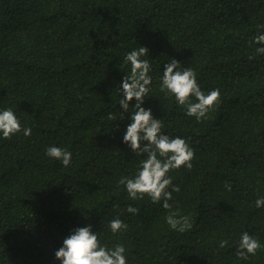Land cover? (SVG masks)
I'll return each mask as SVG.
<instances>
[{
	"label": "trees",
	"instance_id": "trees-1",
	"mask_svg": "<svg viewBox=\"0 0 264 264\" xmlns=\"http://www.w3.org/2000/svg\"><path fill=\"white\" fill-rule=\"evenodd\" d=\"M260 34L264 0H0V112L21 126L10 139L0 133V264H61L55 252L88 225L101 247L125 248L126 264H264ZM140 46L152 81L142 107L194 151L191 169L167 174L180 189L168 210L119 183L146 159L123 142L137 102L124 112L118 89ZM171 59L205 94L220 91L200 122L161 91ZM52 146L71 153L69 166L47 155ZM170 211L191 229H172ZM114 219L127 228L113 234ZM243 233L261 245L247 260L236 254Z\"/></svg>",
	"mask_w": 264,
	"mask_h": 264
},
{
	"label": "clouds",
	"instance_id": "clouds-1",
	"mask_svg": "<svg viewBox=\"0 0 264 264\" xmlns=\"http://www.w3.org/2000/svg\"><path fill=\"white\" fill-rule=\"evenodd\" d=\"M254 42L256 45H264V34L257 35ZM256 52L264 54V46L256 48ZM148 55L149 50L143 46L126 55L125 63L131 65L130 75L127 74L118 87L123 97L119 103L124 112H128L133 99L137 102L131 114L132 123L127 126L123 142L135 155L146 154L137 175L134 178H121L119 183L126 186L130 199H143L145 195L149 196L153 203H159L163 199V208L168 210L172 207L168 203L172 199L171 192H179L180 189L172 186V180L167 174L181 167L191 169L194 151L184 139L161 134V120L154 119L151 110L142 107L152 82L149 76V62L142 59ZM180 65L175 59L165 64L161 91L166 90L174 95L179 105L186 107L187 115L200 122L215 108L220 91L216 89L205 94L197 83L195 72L191 68L179 70ZM191 97H194L196 102H193ZM109 118L111 119V116ZM20 131V123L10 109L0 112V133L4 139H10ZM24 135L31 136V129H24ZM46 153L50 158L62 161L65 167L69 166L72 159L70 152L55 146L47 148ZM170 186L171 191H168ZM226 187L231 190V185L226 184ZM255 203L257 208L264 207V199L258 198ZM126 211L138 213V209L132 206H128ZM178 216L177 212L170 211L166 217L168 225L181 233L190 230V218H177ZM109 227L112 233L116 234L126 229L127 225L120 219H114ZM227 243L226 240L220 241L219 246L224 248ZM260 248L257 239L243 233L236 254L239 258L247 260L249 255H255ZM124 253L125 248L121 245H117L113 250L101 247L97 234L93 232L91 225H88L74 230L63 241V246L55 252V257L61 264H126Z\"/></svg>",
	"mask_w": 264,
	"mask_h": 264
}]
</instances>
